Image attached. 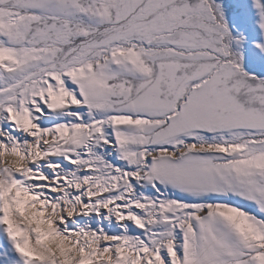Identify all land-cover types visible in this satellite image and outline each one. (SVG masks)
Masks as SVG:
<instances>
[{
	"label": "snow or ice",
	"instance_id": "1",
	"mask_svg": "<svg viewBox=\"0 0 264 264\" xmlns=\"http://www.w3.org/2000/svg\"><path fill=\"white\" fill-rule=\"evenodd\" d=\"M257 55L216 0H0V264H264Z\"/></svg>",
	"mask_w": 264,
	"mask_h": 264
},
{
	"label": "rangeland",
	"instance_id": "2",
	"mask_svg": "<svg viewBox=\"0 0 264 264\" xmlns=\"http://www.w3.org/2000/svg\"><path fill=\"white\" fill-rule=\"evenodd\" d=\"M251 2L252 0H216V3L223 5L225 9L226 18L233 35L247 36L249 45L252 41L264 40V36H261L254 26L255 12L251 7ZM249 50L254 52L251 47ZM2 58L0 57V59ZM251 66L257 70L264 69V56L257 55L255 63Z\"/></svg>",
	"mask_w": 264,
	"mask_h": 264
},
{
	"label": "bare ground",
	"instance_id": "3",
	"mask_svg": "<svg viewBox=\"0 0 264 264\" xmlns=\"http://www.w3.org/2000/svg\"><path fill=\"white\" fill-rule=\"evenodd\" d=\"M12 159V158H11ZM11 159L9 158V160L11 161Z\"/></svg>",
	"mask_w": 264,
	"mask_h": 264
}]
</instances>
